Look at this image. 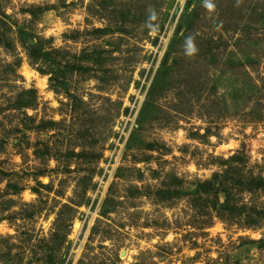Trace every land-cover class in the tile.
Here are the masks:
<instances>
[{
	"label": "rangeland",
	"instance_id": "obj_1",
	"mask_svg": "<svg viewBox=\"0 0 264 264\" xmlns=\"http://www.w3.org/2000/svg\"><path fill=\"white\" fill-rule=\"evenodd\" d=\"M211 2L0 0V264H264V0Z\"/></svg>",
	"mask_w": 264,
	"mask_h": 264
},
{
	"label": "clouds",
	"instance_id": "obj_2",
	"mask_svg": "<svg viewBox=\"0 0 264 264\" xmlns=\"http://www.w3.org/2000/svg\"><path fill=\"white\" fill-rule=\"evenodd\" d=\"M204 7L209 9L210 11L214 9V5L212 4L211 0H204ZM152 19H155V13L152 15ZM185 53L188 56H191L196 53L197 48L193 42V38L191 36L187 37L185 40Z\"/></svg>",
	"mask_w": 264,
	"mask_h": 264
},
{
	"label": "trees",
	"instance_id": "obj_3",
	"mask_svg": "<svg viewBox=\"0 0 264 264\" xmlns=\"http://www.w3.org/2000/svg\"><path fill=\"white\" fill-rule=\"evenodd\" d=\"M45 55V54H44ZM46 56V55H45Z\"/></svg>",
	"mask_w": 264,
	"mask_h": 264
}]
</instances>
